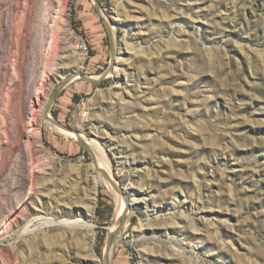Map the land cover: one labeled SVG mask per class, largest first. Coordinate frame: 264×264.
I'll return each mask as SVG.
<instances>
[{"label": "rangeland", "instance_id": "obj_1", "mask_svg": "<svg viewBox=\"0 0 264 264\" xmlns=\"http://www.w3.org/2000/svg\"><path fill=\"white\" fill-rule=\"evenodd\" d=\"M78 137L108 264H264V0H0V264H104Z\"/></svg>", "mask_w": 264, "mask_h": 264}, {"label": "bare ground", "instance_id": "obj_2", "mask_svg": "<svg viewBox=\"0 0 264 264\" xmlns=\"http://www.w3.org/2000/svg\"><path fill=\"white\" fill-rule=\"evenodd\" d=\"M128 51V49L126 48V50H125V52H127ZM115 69V68H114ZM75 77H77V75H75L74 76V78ZM50 100V99H49ZM49 100H48V102H49ZM47 102V103H48ZM47 117H48V115H47ZM61 128V127H60ZM61 129H63V128H61ZM63 130H65V129H63ZM65 135H70V136H72V134L73 133H75V132H72V131H70V132H68L67 130L66 131H62ZM72 133V134H71ZM75 135L77 136L78 134H76L75 133ZM77 139V138H76ZM78 139H80L79 137H78ZM82 140V139H81ZM86 141V140H85ZM86 144L91 148V151L95 154V156L97 157V161H96V159H95V162H96V164H95V166H101L102 167V169L100 170V173L101 174H105V175H107L111 180H112V183H114V181H113V178H112V176H111V174L109 173V171L108 170H106V169H104V166H103V164H104V158H103V155H102V151H101V149H100V146L97 144V143H95L94 141H86ZM97 163H98V165H97ZM93 179H94V183H95V185L97 184V182H98V179L96 178V177H93ZM117 194V196H116V203H117V208H116V223L118 224L119 223V221H120V218L124 215L125 217L127 216V214H128V210H127V208H126V202L124 201V199L123 198H121V196L118 194V193H116ZM130 204V203H129ZM92 214V210H91V208H89V207H87L86 208V213H85V215H91ZM79 217V216H78ZM82 217H79V219H77V220H75V221H70V220H64V221H62L61 222V224H66V225H72V226H74V227H76V228H79V229H82V230H84L83 231V233L81 234V236H80V238H79V240H77L78 241V243H79V245H80V247H81V249L82 250H85V252H83L84 254L85 253H87V258L89 257V259L90 260H93V261H96L97 259H96V257H95V255H94V253H93V248H92V243H93V241H94V237H95V235H94V232L92 231V227H91V224L90 225H88V224H85V223H83V221L84 220H82L81 219ZM56 222L55 221H52V224H55ZM117 224H115V225H113L111 228H110V231L111 232H113L115 229H116V227H117ZM79 234V233H78ZM74 235V234H73ZM75 235H76V232H75ZM79 237V236H78ZM76 238V237H75ZM78 245V246H79ZM77 246V247H78ZM81 250V251H82ZM57 254V253H56Z\"/></svg>", "mask_w": 264, "mask_h": 264}, {"label": "water", "instance_id": "obj_3", "mask_svg": "<svg viewBox=\"0 0 264 264\" xmlns=\"http://www.w3.org/2000/svg\"><path fill=\"white\" fill-rule=\"evenodd\" d=\"M105 29H106V32L108 33V35H110V30L109 28L107 27V25L105 24ZM114 54H115V51L113 49V47L111 46V61H113L114 59ZM112 72V66H110L108 68V71L107 73H104L103 75H101L97 80L95 79H92L91 77H84L82 76L83 79H87V80H90L91 82H93L94 84L96 85H100L101 82L108 76V74ZM56 96V92H53L50 96V100L49 102L47 103L46 105V115L48 114V111L50 109V106L54 100V97ZM52 123L58 127H61L67 131H71L70 129L66 128V127H63L61 125H59L58 123H56L55 121L51 120ZM76 133V132H75ZM77 134V133H76ZM78 142L80 143V145L86 150L88 151V153L91 155V157L93 158L94 160V165L96 164L95 162V159H94V155L91 151V149L88 147V145H86V143L84 141H82L81 139H78ZM103 177L106 178L107 182L112 186V188L124 199V201L127 203V205H129V208H134L132 204H129L131 203L126 194V190L125 189H119L114 183H112V180L105 174H102ZM125 220H126V217L123 215L121 218H120V221L119 223L117 224V227L116 229L113 231V232H110V235L108 236V239L106 241V244H105V248H104V252H103V262L104 264H108V257H109V254H110V250L112 248V245L116 239V236L117 234L122 230V228L124 227V223H125Z\"/></svg>", "mask_w": 264, "mask_h": 264}, {"label": "crops", "instance_id": "obj_4", "mask_svg": "<svg viewBox=\"0 0 264 264\" xmlns=\"http://www.w3.org/2000/svg\"><path fill=\"white\" fill-rule=\"evenodd\" d=\"M84 26H86V25H84ZM87 26H90V25L87 24ZM95 57H97V55L92 53L91 55H89V58L87 60H89V62H90ZM94 62L96 63L98 61H94ZM92 65L94 66L95 64L93 63ZM96 67L99 68V66H96ZM70 84H74V82H71ZM97 86H99V85L94 84L90 80L83 79V81H80L78 84L75 83L74 85H72V87L69 89L71 91L70 96L72 99L74 97L78 98L79 94H86L88 92H91V90L93 88H97Z\"/></svg>", "mask_w": 264, "mask_h": 264}, {"label": "built area", "instance_id": "obj_5", "mask_svg": "<svg viewBox=\"0 0 264 264\" xmlns=\"http://www.w3.org/2000/svg\"><path fill=\"white\" fill-rule=\"evenodd\" d=\"M73 50L75 52V55L79 59L86 61L89 58L90 49H89V46L84 39H82V38L77 39L73 45ZM87 114H88L87 109L85 108V106L83 104V106L80 107V109H79V115L82 118H85L87 116Z\"/></svg>", "mask_w": 264, "mask_h": 264}, {"label": "trees", "instance_id": "obj_6", "mask_svg": "<svg viewBox=\"0 0 264 264\" xmlns=\"http://www.w3.org/2000/svg\"><path fill=\"white\" fill-rule=\"evenodd\" d=\"M73 100H75V97L73 98ZM100 206H101V204H100ZM106 209H107V210H110V208H108V207H106ZM98 210H99V209H98ZM98 215L101 216V215L99 214V211H98ZM101 218H104V217L101 216Z\"/></svg>", "mask_w": 264, "mask_h": 264}]
</instances>
